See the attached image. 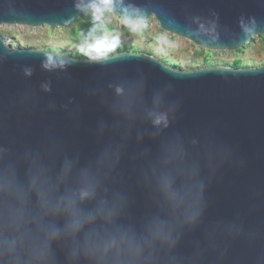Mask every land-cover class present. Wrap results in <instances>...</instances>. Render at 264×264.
<instances>
[{"label":"water","instance_id":"obj_1","mask_svg":"<svg viewBox=\"0 0 264 264\" xmlns=\"http://www.w3.org/2000/svg\"><path fill=\"white\" fill-rule=\"evenodd\" d=\"M101 2L0 0V26L68 27L94 14L89 5ZM111 3L110 12L122 19L125 10L131 22L156 19L161 30L211 52H237L264 35V0ZM49 56L57 66L45 69ZM45 84L51 92L43 91ZM116 86L142 88L149 102L154 93L165 94L172 111L162 137H181L202 165L205 224L237 222L252 234V243L231 244L222 264H264V64L185 70L132 50L97 63L50 49L13 47L0 34V144L30 147L56 164L65 156L86 163L126 138L111 186L128 195L131 216L139 220L152 208L146 176L161 144L146 120L117 133L109 110ZM202 235L200 230L187 236L185 251ZM204 264L218 261L209 256Z\"/></svg>","mask_w":264,"mask_h":264},{"label":"clouds","instance_id":"obj_2","mask_svg":"<svg viewBox=\"0 0 264 264\" xmlns=\"http://www.w3.org/2000/svg\"><path fill=\"white\" fill-rule=\"evenodd\" d=\"M89 7L113 10L111 0ZM125 13L122 22L129 24ZM118 44V38L97 37L81 51L99 63ZM56 66L51 56L43 64L45 69ZM42 89L51 92L49 84ZM109 110L117 133L121 126L131 129L146 120L152 138L160 141L159 156L146 176L151 210L133 219L128 195L111 186L126 138L86 163L65 156L56 164L30 147L0 144V264H204L209 256L222 264L231 244L253 242L237 222L205 224L202 165L181 137L163 139L172 111L163 92L149 102L142 88L116 86ZM200 230L202 239L185 251L186 237Z\"/></svg>","mask_w":264,"mask_h":264},{"label":"rangeland","instance_id":"obj_3","mask_svg":"<svg viewBox=\"0 0 264 264\" xmlns=\"http://www.w3.org/2000/svg\"><path fill=\"white\" fill-rule=\"evenodd\" d=\"M100 19L111 30H107L98 37H107L109 40L118 38V46H126L153 55L163 62L179 69L191 70L205 66H232L236 58L242 59V66L259 67L264 64V39L257 37L242 51L212 52L210 60L203 62L207 50L202 55H196L201 48L191 41L174 36L161 30L156 19L146 22L132 21L129 24L122 22V18L112 12H95L94 17ZM97 19V18H96ZM73 25V24H72ZM50 28L44 25L41 28L26 26H0V34L13 47L50 49L76 57L86 56L81 49L87 48L94 40L77 42L70 34V27ZM129 27V31L125 29Z\"/></svg>","mask_w":264,"mask_h":264},{"label":"trees","instance_id":"obj_4","mask_svg":"<svg viewBox=\"0 0 264 264\" xmlns=\"http://www.w3.org/2000/svg\"><path fill=\"white\" fill-rule=\"evenodd\" d=\"M103 12H110V11H103ZM112 27L107 25L101 20H98L94 17V14H88L80 19H78L71 27L69 30V34L77 41V42H88L92 41L95 38H97L99 35L104 33L107 30H111ZM127 31H129V27H125ZM91 34V35H90ZM261 38L264 39V35L260 36ZM254 40V39H253ZM133 48L126 47V46H117L116 49L109 53H117L120 51H125V50H130ZM243 50V49H242ZM240 50V51H242ZM204 49H200V51L196 52V55H202ZM210 54H212L211 51H208V53L205 55L203 62L207 63L210 60ZM76 57H84L83 55H76ZM233 67L239 68V67H247V65L242 66V59L241 58H236L233 61L232 64Z\"/></svg>","mask_w":264,"mask_h":264}]
</instances>
